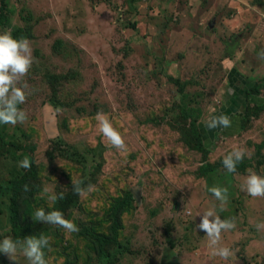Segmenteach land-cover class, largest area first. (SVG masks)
<instances>
[{"label": "rangeland", "instance_id": "obj_1", "mask_svg": "<svg viewBox=\"0 0 264 264\" xmlns=\"http://www.w3.org/2000/svg\"><path fill=\"white\" fill-rule=\"evenodd\" d=\"M6 1L11 25L24 30L34 57L18 85L28 86L27 101L19 105L28 120L8 125L7 134L16 137L6 139L35 147L39 191L28 205L33 214L39 208L47 212L53 203L44 188L59 194L75 181L94 185L78 196L68 220L79 229L92 223L97 235L113 239L107 257L98 259L80 230L44 224L53 249L45 254L48 264H62L64 257L76 264H233V258L213 256L207 236L195 227L208 210L235 222L222 235L235 264H261L264 230L256 224L264 223V198L248 196L240 185L249 169L264 176V113L249 129L239 128L240 103L264 77V58H258L264 52V0ZM5 31L10 29L0 28V34ZM180 98L200 111L210 163H221L236 147L245 150L239 172L222 165L199 178L201 155L187 150L164 123L151 122ZM250 101L263 105L264 89ZM98 113L120 132L125 150L103 136ZM220 114L235 127L211 133L206 121ZM94 149L101 159L92 155ZM10 161L0 153V186L20 174V161L16 168ZM212 187L228 189L223 211ZM126 192L133 206L121 215L123 228L114 237L109 210ZM7 207V197L0 196V241L10 237ZM0 264L12 262L0 254ZM15 264L28 261L19 254Z\"/></svg>", "mask_w": 264, "mask_h": 264}, {"label": "clouds", "instance_id": "obj_2", "mask_svg": "<svg viewBox=\"0 0 264 264\" xmlns=\"http://www.w3.org/2000/svg\"><path fill=\"white\" fill-rule=\"evenodd\" d=\"M257 12L260 10L257 8ZM258 58H264V52L258 54ZM34 63L31 42L21 37L14 39L9 31L0 34V124L16 126L23 125L28 120L25 110L19 105L26 103L27 94L25 89L27 84L18 86L21 81L28 75ZM100 125V131L109 141L112 147L117 150H125L126 144L110 120L102 113L97 114ZM231 126L229 116L225 114L213 115L206 121V127L209 131L217 129H226ZM245 150L239 147L233 149L222 160L223 167L229 173L237 172V165L245 158ZM18 167L30 169L31 163L27 157L19 162ZM249 175L244 178V183L240 185L241 191H244L252 198H264V176H260L250 169ZM83 181H75L73 192L77 196L86 195L95 190L94 185L82 187ZM27 185L24 191H28ZM213 197L220 201V211L224 210L228 202V189L221 187H212L209 189ZM47 195V199L55 204L57 200H63L64 193L56 194L49 188H44L43 193ZM200 217V222L195 226L197 230L202 231L208 238L209 246L212 248V255L218 256L224 261L233 258L235 264V253L228 247L222 245V233L235 228V222L232 219L222 220L215 210H208ZM32 219L36 222L55 225L66 230L68 233H76L79 231L77 225L64 217L63 213L58 210L45 212L43 208L36 209ZM257 230H264V223L256 224ZM50 241L47 236L40 235L29 236L24 240H13L6 237L0 241V254L8 258L12 264L19 254H22L28 261V264H48L45 258V249L49 248Z\"/></svg>", "mask_w": 264, "mask_h": 264}, {"label": "trees", "instance_id": "obj_3", "mask_svg": "<svg viewBox=\"0 0 264 264\" xmlns=\"http://www.w3.org/2000/svg\"><path fill=\"white\" fill-rule=\"evenodd\" d=\"M261 2L262 0H257V3L260 5ZM9 14L10 11L8 9L7 1L0 0V28L10 29V33L14 39H20L21 37L24 38V30L20 27L11 25ZM262 89H264V77L260 81H257V83L246 92L245 97L247 100V107L242 117V128H239L240 133L249 129L253 120L258 119L264 113V104L253 105L250 101L253 96H261ZM198 114H200L199 109L189 106L184 98H180L172 109L168 108L165 111L164 117H161V119H152L151 122L155 125L164 123L172 132H175L178 135L179 142L187 150L197 152L201 155L202 161L196 171V175L199 178H205L219 169L222 166V162H209L208 156L210 154V150L206 147L205 141L203 140L198 127ZM7 129L8 125L0 124V153H5V156L11 160V167L14 168H16L15 162H19L25 157H27L31 163L30 169L27 170L17 167L20 170L16 172L20 174L0 186V196H6L8 202L6 212L10 237L13 240L19 241H22L29 236L39 237L40 235H44L49 238L51 236L49 228H47L44 223L36 222L32 219V205H28L39 191V170L37 162L32 156L35 152V147L33 144L23 146L19 143L18 139H15V141H6L8 137H16L14 134L8 135ZM66 147L69 149L71 148L70 146ZM97 149L99 150V147ZM21 151H27L29 154H25ZM61 152L69 155L64 149H61ZM92 155L99 159L102 158L101 152L96 151L95 149L93 150ZM47 156L52 159L54 154L53 152H49ZM240 170L241 164L239 163L237 165V172ZM82 171H84V169L79 170V172ZM84 174L86 173H83L82 178H85ZM25 185L28 186V191H24ZM64 197L65 198L63 200H57V202L53 204L51 209L47 212L58 210L63 213L66 219L70 218L72 216V210L78 209V196L74 194L72 187L69 191L64 193ZM132 206L133 196L130 192H126L119 201L111 206V209L109 210L110 225L108 230L111 231L114 237L116 236V233L123 228L121 215L126 213ZM91 224L92 223L88 226H81L78 224L80 227L79 230L82 235L87 236L91 240L98 253V259L107 257V254L112 248L113 239H109L108 236L97 235L89 228ZM48 249L51 254L53 252L51 247L44 250L45 254L48 252ZM62 264H76V262L71 258L64 257ZM261 264H264V258Z\"/></svg>", "mask_w": 264, "mask_h": 264}, {"label": "crops", "instance_id": "obj_4", "mask_svg": "<svg viewBox=\"0 0 264 264\" xmlns=\"http://www.w3.org/2000/svg\"><path fill=\"white\" fill-rule=\"evenodd\" d=\"M241 101V100H240ZM240 105H241V108L243 109V112L242 113H240V114H244V112H245V110H246V107H247V100H246V97H245V102H243V101H241V103H240ZM235 123H231V126H230V128H234L235 127V125H234ZM215 131H211V133H214Z\"/></svg>", "mask_w": 264, "mask_h": 264}, {"label": "bare ground", "instance_id": "obj_5", "mask_svg": "<svg viewBox=\"0 0 264 264\" xmlns=\"http://www.w3.org/2000/svg\"><path fill=\"white\" fill-rule=\"evenodd\" d=\"M113 33H114V31H113ZM112 34V33H111ZM197 194V193H196ZM198 233H200V232H198ZM194 234H196V233H194ZM197 235V234H196ZM222 235H223V233H222ZM193 236H195V235H193ZM196 239V238H195ZM202 239V238H201ZM192 240V239H191ZM201 243V242H200ZM197 245V244H196ZM196 247V246H195ZM207 247V246H206ZM198 248V247H197Z\"/></svg>", "mask_w": 264, "mask_h": 264}]
</instances>
